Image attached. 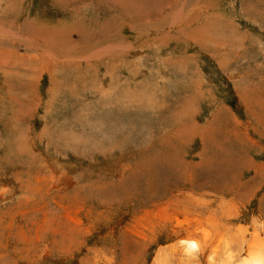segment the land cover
I'll list each match as a JSON object with an SVG mask.
<instances>
[{
    "label": "rangeland",
    "instance_id": "obj_1",
    "mask_svg": "<svg viewBox=\"0 0 264 264\" xmlns=\"http://www.w3.org/2000/svg\"><path fill=\"white\" fill-rule=\"evenodd\" d=\"M249 250L264 264V0H0V264Z\"/></svg>",
    "mask_w": 264,
    "mask_h": 264
},
{
    "label": "bare ground",
    "instance_id": "obj_2",
    "mask_svg": "<svg viewBox=\"0 0 264 264\" xmlns=\"http://www.w3.org/2000/svg\"><path fill=\"white\" fill-rule=\"evenodd\" d=\"M199 243L195 240H191L188 241V247L189 249L193 250L195 249ZM256 244V243H255ZM201 249V248H200ZM254 250V249H253ZM253 250H249L252 251L251 253L249 252V254L243 259V262L241 264H261V262H259L260 258H263L262 256V251H253ZM231 256H229L230 258ZM226 259V258H225ZM241 259V258H240ZM230 261V260H229ZM231 263V261H230ZM232 264V263H231Z\"/></svg>",
    "mask_w": 264,
    "mask_h": 264
}]
</instances>
